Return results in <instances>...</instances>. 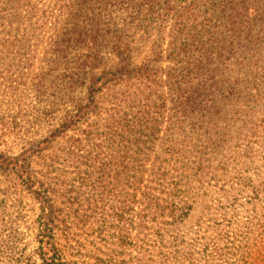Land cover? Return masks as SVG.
<instances>
[{
  "label": "rangeland",
  "instance_id": "374dc122",
  "mask_svg": "<svg viewBox=\"0 0 264 264\" xmlns=\"http://www.w3.org/2000/svg\"><path fill=\"white\" fill-rule=\"evenodd\" d=\"M79 3L0 0V157L19 158L24 174L38 178L47 190L56 246L66 264H225L209 253L221 248L234 253V246L221 238L234 240L243 230L223 228L219 216L223 194L210 179L203 184L195 179L198 159L189 153L191 144L182 145L187 154L174 147L185 136L171 130L168 119L176 109L169 87L164 84L156 95L159 99L152 101L146 96L150 86L158 85L139 77L140 70L150 66L152 75L166 80L174 68L168 62L157 64L153 54L160 26L150 24L149 34L123 27L126 61L120 62L105 43L103 63L88 69L76 83V59L85 52L74 45L72 30ZM174 24H168L165 49ZM63 44L68 46L64 57L59 49ZM110 72H121L126 78L103 88L94 84ZM251 114L238 118L221 152L230 161L239 160V166L248 162L244 174L255 180L258 173L253 174V169L249 174L247 168L264 169V111ZM162 117L163 124L155 130ZM68 118L75 126L63 131ZM187 138L195 142L202 136L188 134ZM177 162L189 168L170 175L183 179V192L182 201L168 207L181 215L191 210V215L176 227L152 216V229L141 233L137 216L141 189L154 185L161 175L158 170L171 172ZM161 190L154 193L164 196ZM240 200L247 210L237 209L246 220L254 208L248 205V194ZM40 205L14 170L0 171V264H26L36 256ZM260 206L264 207V196ZM160 226L171 231L163 237ZM248 238L256 243V236ZM230 264L239 262L233 257Z\"/></svg>",
  "mask_w": 264,
  "mask_h": 264
},
{
  "label": "trees",
  "instance_id": "16d2710c",
  "mask_svg": "<svg viewBox=\"0 0 264 264\" xmlns=\"http://www.w3.org/2000/svg\"><path fill=\"white\" fill-rule=\"evenodd\" d=\"M79 2L80 9L75 15L77 23L72 30L76 41L74 45L85 52L76 59L79 72L76 83L88 69L93 70L103 63L101 47L105 43L120 62L126 61L128 51L124 48L126 41H123L122 37L123 27H135L140 33L149 34L147 31L150 24L158 23L161 36L153 48L156 63H172L174 68H170L166 80L152 75L150 71L153 68L150 66L140 70L139 77L158 85L155 88L150 86L146 97L155 101L159 99L156 95L161 94L160 91L165 86L169 87L171 103L176 109L168 119L171 130L175 129L178 135L185 136L182 141H177L174 147L177 151L187 154L182 145L191 144L192 150L188 152L198 159L193 167L195 179L202 184L205 179H210L223 194L224 200L219 207L222 211L219 216L223 228L235 227L238 232L243 230L234 240L231 236L221 238V241L234 246V253L221 248L210 252L209 255L215 254L225 264H230L233 257L237 258L239 264H264V207L260 206L261 197L264 196V169L254 166L247 168L249 174L253 169V174L258 173L254 180L244 174L248 172L243 168L248 162H243V167L239 166V160L230 161L226 156H222L221 152L240 116L249 114L250 111L251 116H255L253 111H264V0ZM170 22L175 24L170 32L168 48L165 49ZM66 41L73 42L65 40L63 43ZM67 47L63 44V47L59 48L62 57ZM125 78L126 75L121 72H110L100 75L94 80V84L101 83L103 88ZM159 80L161 82H158ZM229 101L234 103H228ZM240 104L246 105V108H240ZM68 119L62 127L63 131L75 126L74 121ZM164 119L165 117H162L158 121L155 130L163 124ZM132 126L133 129L136 128L134 125L129 127ZM188 134H198L202 139L190 142ZM21 166L22 161L17 157H0V171L14 170L41 204L35 234L36 256L28 258L26 264H66L64 256L56 246L54 210L47 190L38 178L24 174ZM188 166L185 162H177L171 172L158 170L161 175L153 180L154 185L141 189L139 195L141 194L142 199L137 214L141 233L149 229V219L152 216L161 224L165 221V225L176 227L191 215V210L183 211L181 215L177 209L168 207L171 202L182 201L183 192V179L173 176L178 178L174 180L170 175H180L182 170L189 168ZM160 189L164 196L154 193V190ZM245 194H248V205L253 206L254 212L243 220L237 206L243 212L247 210L240 200ZM227 204L230 207H227ZM259 207L262 212L258 213L256 209ZM159 230L163 237L164 233L171 231L163 226H160ZM248 236H256V243H251Z\"/></svg>",
  "mask_w": 264,
  "mask_h": 264
}]
</instances>
